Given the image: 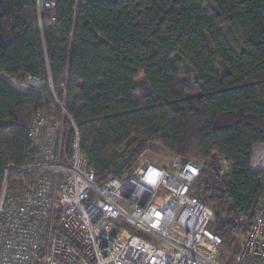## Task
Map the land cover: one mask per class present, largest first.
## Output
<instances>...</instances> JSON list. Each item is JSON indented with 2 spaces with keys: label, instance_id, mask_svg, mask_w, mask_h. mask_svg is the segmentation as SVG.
Masks as SVG:
<instances>
[{
  "label": "trees",
  "instance_id": "obj_1",
  "mask_svg": "<svg viewBox=\"0 0 264 264\" xmlns=\"http://www.w3.org/2000/svg\"><path fill=\"white\" fill-rule=\"evenodd\" d=\"M56 99L100 183L149 145L201 164L190 194L216 208L232 262L261 188L249 160L264 142V0H54L40 15L36 0H0V167L33 161L28 125L37 111L60 119ZM74 137L66 119L64 154Z\"/></svg>",
  "mask_w": 264,
  "mask_h": 264
},
{
  "label": "built area",
  "instance_id": "obj_2",
  "mask_svg": "<svg viewBox=\"0 0 264 264\" xmlns=\"http://www.w3.org/2000/svg\"><path fill=\"white\" fill-rule=\"evenodd\" d=\"M36 6L40 15L54 0ZM45 83L23 79L31 88ZM56 102L60 119L37 111L28 125L26 155L33 161L0 167V264H264V142L250 149L249 167L261 184L257 208L227 263L211 228L216 208L190 194L201 164L175 158L157 165L140 154L131 172L100 183L72 118ZM66 119L75 135L69 155L62 152ZM220 160L222 174L230 164ZM15 173L26 177L12 188Z\"/></svg>",
  "mask_w": 264,
  "mask_h": 264
},
{
  "label": "rangeland",
  "instance_id": "obj_3",
  "mask_svg": "<svg viewBox=\"0 0 264 264\" xmlns=\"http://www.w3.org/2000/svg\"><path fill=\"white\" fill-rule=\"evenodd\" d=\"M219 30L224 35V37L229 42V44L232 46V48L237 52L238 49H237V47H235V45L233 43V40H232L233 39L232 35H231L230 31L227 29V27L226 26H220ZM4 77L6 79H8V81L10 80L6 76H4ZM10 83L14 84L13 80H10ZM138 87L142 91H146L147 90V87H146L145 83H143L142 81H140L138 83ZM18 88L22 90L24 87L23 86H18ZM141 154H144L151 162H153V163H155L157 165L169 166V164L172 161L175 160V156H173L172 154L164 151L163 149H160L158 146H155V145H149L147 147V149L144 150ZM138 157H137V159H138ZM137 159H136V162H137ZM18 182H19V180H18V178L16 176H14V175L10 176V184L12 185V188H13V186L16 187L18 185ZM159 194H161V192H159ZM122 227H124L125 229L129 230L132 233H136L135 229L130 227V226L123 225ZM243 235H244V233L238 234L239 244L241 242V239H242Z\"/></svg>",
  "mask_w": 264,
  "mask_h": 264
},
{
  "label": "crops",
  "instance_id": "obj_4",
  "mask_svg": "<svg viewBox=\"0 0 264 264\" xmlns=\"http://www.w3.org/2000/svg\"><path fill=\"white\" fill-rule=\"evenodd\" d=\"M10 80H13L12 78H9Z\"/></svg>",
  "mask_w": 264,
  "mask_h": 264
}]
</instances>
